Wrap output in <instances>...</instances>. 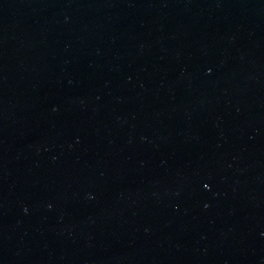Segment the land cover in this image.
Masks as SVG:
<instances>
[{
  "label": "water",
  "instance_id": "water-1",
  "mask_svg": "<svg viewBox=\"0 0 264 264\" xmlns=\"http://www.w3.org/2000/svg\"><path fill=\"white\" fill-rule=\"evenodd\" d=\"M0 264H264V0H0Z\"/></svg>",
  "mask_w": 264,
  "mask_h": 264
}]
</instances>
